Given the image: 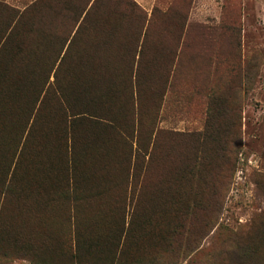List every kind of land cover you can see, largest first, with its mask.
<instances>
[{
  "label": "rangeland",
  "instance_id": "1",
  "mask_svg": "<svg viewBox=\"0 0 264 264\" xmlns=\"http://www.w3.org/2000/svg\"><path fill=\"white\" fill-rule=\"evenodd\" d=\"M142 1L93 0L96 54L142 46L138 92L98 142L50 134L44 180L0 205V264H264V0Z\"/></svg>",
  "mask_w": 264,
  "mask_h": 264
},
{
  "label": "crops",
  "instance_id": "2",
  "mask_svg": "<svg viewBox=\"0 0 264 264\" xmlns=\"http://www.w3.org/2000/svg\"><path fill=\"white\" fill-rule=\"evenodd\" d=\"M93 4V0L88 2L82 12L79 0H0V186L8 187L11 184L18 161L32 167L37 152L46 150L43 144L48 142L49 134H53L49 129L50 114L58 117L59 113L64 111L65 75L70 77L77 74L82 56V42L96 44L100 36L103 24L98 23L96 19H84ZM38 12L40 49L35 52L32 44L31 54H39L41 67H44L45 60H51L52 69L46 77L45 85H42L40 94L37 95L38 98L28 99L24 101V105H18L13 93L16 89L14 75L18 43L24 46L21 40L25 29L29 30L28 39L34 41L37 34L30 29L36 26L35 15ZM83 26L85 28L82 29ZM142 41L143 35L140 43ZM134 43L139 44L137 40H134ZM141 49L140 45L136 50L133 48L131 52L122 53V61H118L122 65L115 66L114 63L111 68L116 74L128 73L129 69L128 74H132L134 80L136 79L135 92L138 90ZM91 55L93 54L89 52V56ZM97 55L95 53L92 57ZM124 87L128 88L129 82H124L121 88ZM99 105L106 108L115 106L113 101H104L103 104L99 102ZM18 107L24 112L23 123L18 122ZM92 119L88 123L79 122L74 134H114L112 125L116 120L113 119L111 110L104 117ZM54 132L59 134L61 130ZM17 134H22L19 147ZM1 170H4L2 178ZM5 196L4 193L0 195V204L6 200Z\"/></svg>",
  "mask_w": 264,
  "mask_h": 264
},
{
  "label": "trees",
  "instance_id": "3",
  "mask_svg": "<svg viewBox=\"0 0 264 264\" xmlns=\"http://www.w3.org/2000/svg\"><path fill=\"white\" fill-rule=\"evenodd\" d=\"M80 6H82L81 0H79ZM88 3V2H87ZM85 2V5H87ZM84 5V7H85ZM96 3L94 2L91 9L87 11L86 16L84 19L86 21L93 20L92 17L93 12H96ZM82 8V12L83 9ZM94 10V11H93ZM36 18V26L31 28L30 30L34 31L37 36L35 37L34 41H30L28 39V33L29 30H24V36L22 37V44L24 46H21L20 43H18V58H17V67L16 72L14 75V83L16 84V89L14 90V96L18 101V105H24V101L28 99L36 100L37 95L40 94V90L42 88V85H45L46 77L49 75L52 65L51 60H45L44 67H41V59L38 56H33L31 54L32 51V44L34 45V51H39V42H40V14L38 12L37 15H35ZM108 26V28H111L110 23L105 26V28ZM25 28V27H24ZM85 28V26L82 27V29ZM102 26L99 40L95 44L92 52V46L86 48L84 47V50L82 52V46H81V60L79 65V70L77 74L74 76L65 75V85H64V99H65V106L63 113H59L58 117L56 115L50 114L49 117V129L50 131L55 134L53 137H58L64 134L63 138H68L70 135V132L72 134L75 133L73 129V125L75 123H88L90 120H93L92 117H104L106 113H108L111 110V114L113 115V119L118 121L121 120V118L117 115V110L121 106L122 108L131 106V103L128 102V95L123 94L126 87L121 88L122 85H124V82H129V75L128 73L125 74L118 72L117 74L114 73L115 71L111 69L115 63V66L122 65L118 61H122L120 58L121 54H117L119 56V59L116 61H112V56H109V54L106 52V55L100 53V55H97V57H92L97 52V44L101 43L106 40V35H104L106 32L105 29ZM105 29V30H104ZM108 29V32H110ZM99 31V29H98ZM105 38V39H104ZM91 52L93 55L89 56L88 54ZM116 55V54H114ZM89 58V69L90 73L87 71L88 64L85 66L82 62V59ZM105 63L101 65L99 64V61L104 60ZM48 62V64H47ZM102 71H101V69ZM108 69V72L106 73V70ZM106 73V74H105ZM124 78H127L126 81H124ZM139 87V86H138ZM138 92V90H137ZM113 99V100H112ZM106 102L113 101V104L115 105L113 108H106L104 105H99V102H102V104ZM24 119V112L23 110L18 107V122L23 123ZM95 122V121H91ZM19 125V124H18ZM62 128V129H61ZM59 134H56L54 131H60ZM86 134V138L94 139L96 140V134ZM22 134H17L16 141H17V147H19L20 141H21ZM52 137V136H51ZM50 134H49V140L47 143L43 144V147L46 149L43 152H37L36 155V161L34 160L32 167L25 164L23 161H18V164L16 166V170L14 172V178L11 182V184L8 187H5L3 185L0 186V195L3 193L6 195V200L2 203H8L10 200L15 196L16 194L20 195H31L32 194V180L37 179V181H40V179L44 180L48 173V166H49V152H50ZM96 142H98L96 140ZM103 149V148H102ZM35 159V156H34ZM108 167L106 164L102 166H90V171H98V170H104ZM4 170H1V178L3 177ZM41 180V181H42ZM79 193L73 192V195H77ZM60 195H70V192L68 190L62 189L60 191ZM1 205V204H0ZM1 214V210H0Z\"/></svg>",
  "mask_w": 264,
  "mask_h": 264
}]
</instances>
